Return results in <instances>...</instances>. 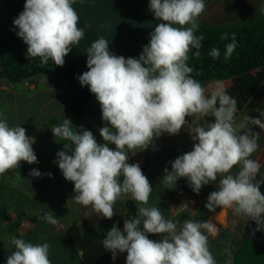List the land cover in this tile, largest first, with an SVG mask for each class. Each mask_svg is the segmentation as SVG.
I'll use <instances>...</instances> for the list:
<instances>
[{
	"label": "clouds",
	"instance_id": "9594fccd",
	"mask_svg": "<svg viewBox=\"0 0 264 264\" xmlns=\"http://www.w3.org/2000/svg\"><path fill=\"white\" fill-rule=\"evenodd\" d=\"M74 3L26 0L13 25L27 45L28 58L64 65L65 57L84 38L88 27H78L80 17ZM205 7V0H150L149 10L161 22L150 33L149 43L143 46L138 59L111 53L103 37L86 49L89 70L77 79L81 86L89 87L100 104L106 122L99 129L103 144L91 131L82 126L77 130L66 118L52 127L55 137L67 141L64 150L57 152L55 162L64 178L74 184L73 201L89 209L86 217L112 219L118 200L131 198L137 202L138 215L124 220L123 231L114 224L102 241L113 260L118 253L126 252V264H217L209 247V237L219 234L216 224L208 219L185 220L180 225L166 219L160 208L145 206L152 186L138 163H128L130 153L147 149L163 133L179 134L188 123L186 117L212 116L215 122L188 124L195 142L193 149L172 161L170 171L164 169L161 182L165 189L186 177L192 191L199 194L202 186L219 177L217 190L208 195L205 204L212 213L221 209L216 221L232 210L254 220L256 231L264 227V194L260 191L264 179H256L261 163L250 158L259 148L260 133L248 127L255 125L264 130V122L246 116L236 124L237 101L227 94L225 83L216 81L205 87L192 77L193 68L187 64L193 49L195 57L201 55L204 37L195 33ZM220 38L227 40L229 34L223 33ZM231 40L225 46V60L237 47L235 33ZM209 55L216 59L220 51L212 48ZM245 128L249 131L238 134ZM34 143L35 138L26 135L25 128L10 127L0 113V175L17 168L21 161L38 163ZM237 165L239 170L233 173ZM29 174L42 175L37 169ZM39 218L51 225L59 222L51 210ZM148 234H159L161 239H149ZM9 242L15 251L6 264H52L48 243L32 244L16 237ZM224 254L228 256L225 264H232L230 249L226 248Z\"/></svg>",
	"mask_w": 264,
	"mask_h": 264
},
{
	"label": "crops",
	"instance_id": "0c3cea01",
	"mask_svg": "<svg viewBox=\"0 0 264 264\" xmlns=\"http://www.w3.org/2000/svg\"><path fill=\"white\" fill-rule=\"evenodd\" d=\"M25 2L0 0V34L13 30V20L23 11ZM149 3L150 0H75L72 6L80 17L78 27H88L84 38L65 58L87 61L86 49L100 37L108 40L109 51L117 56L137 48L141 41L150 38V33L161 22L149 10ZM205 5L204 13L198 18L199 27L201 24L226 27L254 17L264 9V0H205ZM23 50H26L24 42ZM198 81L205 87L216 81L225 83L227 94L237 101L236 124L246 116L264 122V66L226 79ZM78 92L79 88L58 77L41 75L19 84L0 79V113L7 118L10 127L20 125L26 129V135L35 138L33 149L38 159V163L33 164L21 161L17 168L0 175V264H6L7 257L14 252L9 242L14 235L32 244L48 243L52 264H126V252L118 253L113 260L102 241L114 224L123 231L124 220L138 215L137 202L131 198L118 200L112 219L96 215L86 217L89 209L73 201L74 184L64 178L55 162L57 152L64 150L67 141L55 137L52 127L61 124L65 118L77 130L82 126L93 133L98 143H104L99 129L106 122L102 120L101 107L95 96L86 103L81 117L70 112ZM193 121L206 125V122L214 123L215 118L189 117L179 134L163 133L147 149L130 153L128 163H138L151 174L143 173L152 186L145 206L160 208L166 219L180 225L185 220L208 219L218 224L215 218L221 209L212 213L205 204L208 195L217 190L219 177L202 186L199 194L192 191L186 177L179 178L171 189H165L161 182L164 169L167 167L170 171L172 161L193 149L195 142L191 140L188 128ZM248 127L260 133L259 148L250 158L261 163L260 174L256 177L261 180L264 179V130L255 125ZM248 131L241 129L238 134ZM109 146L115 148V145ZM32 169L42 175L31 176ZM238 170L239 165L234 166L232 172ZM46 173H51V178ZM260 191L264 194V183H261ZM187 197H195L198 201L195 214L183 215L182 206L191 205ZM48 210L58 218L57 225L39 218ZM218 226L219 234L209 237L210 251L217 264H225L228 259L224 254L226 248L231 251L232 264H264V227L256 231L258 226L254 220L236 215L232 210H228L227 224ZM148 235L152 240L161 239L159 234Z\"/></svg>",
	"mask_w": 264,
	"mask_h": 264
},
{
	"label": "trees",
	"instance_id": "16d2710c",
	"mask_svg": "<svg viewBox=\"0 0 264 264\" xmlns=\"http://www.w3.org/2000/svg\"><path fill=\"white\" fill-rule=\"evenodd\" d=\"M223 33L229 34V39L221 40ZM235 33L237 47L232 56L224 59L226 45L231 43L232 34ZM203 35L202 47L199 49L200 57H195L193 51L189 54L188 66L193 68L192 77L200 81L226 79L245 74L255 68L264 66V9L254 17L226 27H214L201 24L197 36ZM149 39L141 41L139 46L127 52L124 57L139 58L143 46L149 43ZM17 32L9 31L0 42L5 46L0 51V79H6L12 84H19L26 80H32L38 76L58 77L67 84L79 88L70 112L81 117L84 114L86 103L95 96L88 86H81L77 77L88 71L87 61L78 58H65L64 65L56 66L51 60L48 64H42L39 57H24L23 47L20 48ZM212 48H218L220 56L213 59L209 53ZM23 56V58H22ZM189 122V117H186ZM143 173L151 175L146 169ZM186 215V214H183ZM14 237L18 238L17 235ZM14 251L15 247L13 245Z\"/></svg>",
	"mask_w": 264,
	"mask_h": 264
},
{
	"label": "built area",
	"instance_id": "2783aa9c",
	"mask_svg": "<svg viewBox=\"0 0 264 264\" xmlns=\"http://www.w3.org/2000/svg\"><path fill=\"white\" fill-rule=\"evenodd\" d=\"M187 201L191 203L188 205L187 203L182 206V212L184 214L190 215L195 214L198 209V201L195 197H187Z\"/></svg>",
	"mask_w": 264,
	"mask_h": 264
},
{
	"label": "rangeland",
	"instance_id": "374dc122",
	"mask_svg": "<svg viewBox=\"0 0 264 264\" xmlns=\"http://www.w3.org/2000/svg\"><path fill=\"white\" fill-rule=\"evenodd\" d=\"M10 31H11V30H10ZM13 31H14V32H17L18 29H16V28L14 27V28H13ZM6 34H7V33H6ZM6 34H0V39H3L4 36H5ZM23 42H24V41L19 37L18 44H19L20 48L23 47ZM24 45H25V49H26V50H23V54H24V57H28V56H27V45H26L25 43H24ZM4 46H5L4 42H0V51H2V49L4 48ZM22 58H23V56H22Z\"/></svg>",
	"mask_w": 264,
	"mask_h": 264
},
{
	"label": "water",
	"instance_id": "95a60500",
	"mask_svg": "<svg viewBox=\"0 0 264 264\" xmlns=\"http://www.w3.org/2000/svg\"><path fill=\"white\" fill-rule=\"evenodd\" d=\"M220 213V212H219ZM227 214H228V212L226 213V215H225V217H223V219L222 220H219V221H216L218 224H220V225H226L227 224ZM216 219V218H215ZM218 224H216V227L218 228L219 226H218Z\"/></svg>",
	"mask_w": 264,
	"mask_h": 264
}]
</instances>
